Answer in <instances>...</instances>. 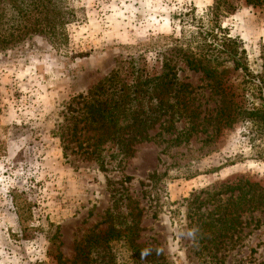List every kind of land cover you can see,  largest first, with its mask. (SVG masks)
Segmentation results:
<instances>
[{
  "label": "rangeland",
  "instance_id": "obj_1",
  "mask_svg": "<svg viewBox=\"0 0 264 264\" xmlns=\"http://www.w3.org/2000/svg\"><path fill=\"white\" fill-rule=\"evenodd\" d=\"M67 1L81 20L67 25L64 41L36 36L0 52V264H60L58 257L82 264L86 237L124 223L128 211L139 223L136 243L160 264H207L187 236L189 201L212 205L214 191L240 180L264 187V135L256 126L239 122L214 134L211 117L220 98L177 55L178 77L194 90L202 112L187 142H144L129 157L116 156V147L106 144L100 169L85 154L88 146L72 137L67 108L119 65L157 70L162 55L174 54L170 50L195 26L213 25L214 0ZM225 1L230 6L221 5L219 25L240 40L264 91V7ZM180 13L189 14L183 23ZM226 76L235 102L251 107L246 79L231 68ZM92 136L77 132L89 144L97 142ZM253 217L258 226L244 227L235 249L208 264H264V212ZM117 251V262L129 264L122 245Z\"/></svg>",
  "mask_w": 264,
  "mask_h": 264
},
{
  "label": "trees",
  "instance_id": "obj_2",
  "mask_svg": "<svg viewBox=\"0 0 264 264\" xmlns=\"http://www.w3.org/2000/svg\"><path fill=\"white\" fill-rule=\"evenodd\" d=\"M244 1L253 7H264V0ZM227 2L214 0L210 9L213 25L195 26L183 43L174 39L178 43L170 50L174 54H163L157 70L148 73L135 64L124 68L119 65L85 95L77 96L68 104L72 137L79 145L88 146L85 154L94 159L100 169L104 168L100 155L103 145L115 146L116 156L129 157L138 144L156 140L178 145L187 142L192 132L197 131V120L202 112L199 105H194V90L178 77L174 55L181 57L189 70L201 72L210 81L211 91L219 96L220 108L214 118L211 117L216 124L214 134L239 122H251L264 135V91L259 80L256 84L257 76L248 69L242 43L229 37L218 22L221 5L230 6ZM188 15L180 13L176 18L183 23ZM79 20L80 10L67 0H0V52L12 50L36 36L60 44L66 39L67 25ZM230 68L246 79L251 107L235 102L233 85L226 79ZM183 123L184 127L178 130V125ZM83 129L97 135V142L89 144L86 139H77V132ZM209 202L212 205L194 198L189 201L194 208L187 207L188 232L195 233L191 237L192 245L200 256L207 257V264L216 259L217 253L235 249L243 238L244 227L253 223V215L264 212V187L247 180L221 185L210 195ZM131 216L132 212L128 211L122 216L124 223H111L104 231L88 235L84 247L79 249V261L82 264H127L117 262L120 254L117 250L122 245L129 264H160V258L155 259L148 248L136 243L140 228ZM128 217L131 221L126 220ZM253 224L258 226L259 221ZM155 255L160 254L155 252ZM57 261L64 264L60 257Z\"/></svg>",
  "mask_w": 264,
  "mask_h": 264
},
{
  "label": "clouds",
  "instance_id": "obj_3",
  "mask_svg": "<svg viewBox=\"0 0 264 264\" xmlns=\"http://www.w3.org/2000/svg\"><path fill=\"white\" fill-rule=\"evenodd\" d=\"M194 231H189L188 233H187V236L189 237V238H191V237H193L194 236ZM146 254V253H145Z\"/></svg>",
  "mask_w": 264,
  "mask_h": 264
}]
</instances>
